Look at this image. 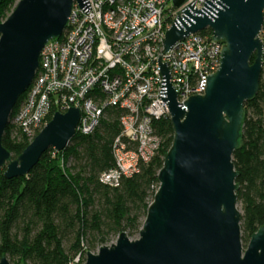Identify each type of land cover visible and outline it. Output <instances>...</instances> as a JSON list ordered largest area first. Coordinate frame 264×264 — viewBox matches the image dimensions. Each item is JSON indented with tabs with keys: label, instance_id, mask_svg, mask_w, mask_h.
<instances>
[{
	"label": "water",
	"instance_id": "water-1",
	"mask_svg": "<svg viewBox=\"0 0 264 264\" xmlns=\"http://www.w3.org/2000/svg\"><path fill=\"white\" fill-rule=\"evenodd\" d=\"M186 1L174 0L175 7ZM196 2L173 21L165 53L210 30L225 46L219 70L207 77L204 96L185 101L184 111L168 63L158 59L160 101L168 105L174 127V142L158 175L160 187L136 240L124 232L113 245L88 253L85 264H264V227L243 247L239 173L233 162L245 104L260 91L264 0H205L201 10ZM75 5L87 15L92 10L89 0H20L0 22V171L6 169V179L27 176L44 153L64 152L78 133L81 113L74 108L56 113L19 159L2 146L13 111L39 71L42 51L64 35ZM0 264L12 263L3 256Z\"/></svg>",
	"mask_w": 264,
	"mask_h": 264
},
{
	"label": "built area",
	"instance_id": "built-area-1",
	"mask_svg": "<svg viewBox=\"0 0 264 264\" xmlns=\"http://www.w3.org/2000/svg\"><path fill=\"white\" fill-rule=\"evenodd\" d=\"M193 1L176 8L174 0H89L88 15L75 5L64 35L42 51L36 78L11 123L31 144L56 113L79 109L77 131L86 136L109 110L122 112L115 165L100 176L105 186L120 188L159 153L163 140L154 122L171 120L160 101L158 59L168 63L183 110L186 100L206 94L207 77L219 70L225 46L213 36L193 34L165 53L166 33ZM196 1L203 9L205 0Z\"/></svg>",
	"mask_w": 264,
	"mask_h": 264
},
{
	"label": "trees",
	"instance_id": "trees-1",
	"mask_svg": "<svg viewBox=\"0 0 264 264\" xmlns=\"http://www.w3.org/2000/svg\"><path fill=\"white\" fill-rule=\"evenodd\" d=\"M0 1L3 22L20 0ZM201 35L211 36V31ZM261 37L264 41V26ZM261 78L259 93L245 104L240 148L233 155L246 244L264 227V68ZM18 105L2 141L14 160L30 146L11 123ZM121 115L109 110L96 132L77 133L64 152L50 149L27 176L9 180L6 169L0 171V260L6 256L12 264H85L88 253L110 246L113 237L125 232L133 239L140 233L160 187L158 175L174 142V127L170 119L155 121L163 140L159 153L139 175L110 188L100 176L115 165Z\"/></svg>",
	"mask_w": 264,
	"mask_h": 264
},
{
	"label": "rangeland",
	"instance_id": "rangeland-1",
	"mask_svg": "<svg viewBox=\"0 0 264 264\" xmlns=\"http://www.w3.org/2000/svg\"><path fill=\"white\" fill-rule=\"evenodd\" d=\"M238 208H239L240 212L242 213V206H241L240 202L238 203ZM137 237H138V235L135 238L131 239V240H136ZM116 239H117L116 237H113L111 245H113V243L116 242ZM247 245H248V243L246 244V243L243 242V247H245V249L248 248Z\"/></svg>",
	"mask_w": 264,
	"mask_h": 264
}]
</instances>
